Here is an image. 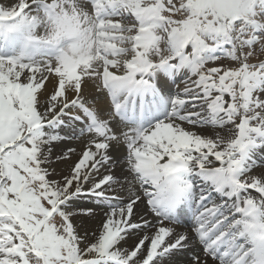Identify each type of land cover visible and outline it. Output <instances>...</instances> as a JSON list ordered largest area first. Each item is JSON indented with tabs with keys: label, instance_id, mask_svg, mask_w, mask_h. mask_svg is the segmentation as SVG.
<instances>
[{
	"label": "snow or ice",
	"instance_id": "1",
	"mask_svg": "<svg viewBox=\"0 0 264 264\" xmlns=\"http://www.w3.org/2000/svg\"><path fill=\"white\" fill-rule=\"evenodd\" d=\"M0 264H264V0H0Z\"/></svg>",
	"mask_w": 264,
	"mask_h": 264
},
{
	"label": "rangeland",
	"instance_id": "2",
	"mask_svg": "<svg viewBox=\"0 0 264 264\" xmlns=\"http://www.w3.org/2000/svg\"><path fill=\"white\" fill-rule=\"evenodd\" d=\"M180 87L182 88V87H183V85L181 84V85H180Z\"/></svg>",
	"mask_w": 264,
	"mask_h": 264
}]
</instances>
